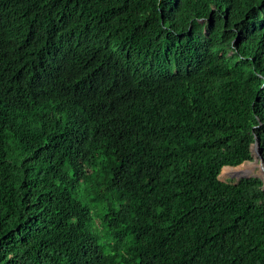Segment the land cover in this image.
Instances as JSON below:
<instances>
[{"label":"trees","instance_id":"16d2710c","mask_svg":"<svg viewBox=\"0 0 264 264\" xmlns=\"http://www.w3.org/2000/svg\"><path fill=\"white\" fill-rule=\"evenodd\" d=\"M256 139L264 0H0V264H264Z\"/></svg>","mask_w":264,"mask_h":264},{"label":"rangeland","instance_id":"374dc122","mask_svg":"<svg viewBox=\"0 0 264 264\" xmlns=\"http://www.w3.org/2000/svg\"><path fill=\"white\" fill-rule=\"evenodd\" d=\"M239 167H243L242 170L248 173L244 174L243 176L238 175L237 170H235V168H239ZM259 167H260L259 161L257 160L246 161L242 163L241 165L234 166V167L225 166L221 171L220 179L223 181H229V182L236 183L239 179H242L244 177H250V176H255V175L258 176L259 174L262 175L263 174L261 172L262 168H259ZM103 235L104 234L99 235L100 237L99 243L103 249L107 250L109 248L110 243H112V241L107 240L106 238H104Z\"/></svg>","mask_w":264,"mask_h":264},{"label":"clouds","instance_id":"9594fccd","mask_svg":"<svg viewBox=\"0 0 264 264\" xmlns=\"http://www.w3.org/2000/svg\"><path fill=\"white\" fill-rule=\"evenodd\" d=\"M258 140L256 139V142H257ZM256 142L254 143V145H253V156H254V159L253 160H250V161H254V160H257V161H259V163H261V167H259V168H262V175L261 174H259V176H261V177H263L264 178V162H263V160H261L260 159V151H259V148L258 147H255V145H256ZM259 143V142H258ZM259 145V144H258ZM255 149H257V151H255ZM241 165V164H240ZM229 167H234V166H229ZM224 168V167H223ZM261 170V169H260ZM258 175V174H257ZM256 176V175H255ZM240 180V179H239ZM238 180V181H239ZM237 181V182H238Z\"/></svg>","mask_w":264,"mask_h":264},{"label":"water","instance_id":"95a60500","mask_svg":"<svg viewBox=\"0 0 264 264\" xmlns=\"http://www.w3.org/2000/svg\"><path fill=\"white\" fill-rule=\"evenodd\" d=\"M258 144H259V143H258V141H257L255 147H258ZM255 151H257V149H255Z\"/></svg>","mask_w":264,"mask_h":264}]
</instances>
